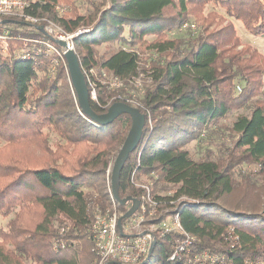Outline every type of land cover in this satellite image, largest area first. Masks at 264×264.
<instances>
[{
  "label": "trees",
  "instance_id": "16d2710c",
  "mask_svg": "<svg viewBox=\"0 0 264 264\" xmlns=\"http://www.w3.org/2000/svg\"><path fill=\"white\" fill-rule=\"evenodd\" d=\"M59 1L36 0L28 11L69 32L90 27L74 39L83 72L99 67L123 82L120 89L98 87L99 100H90L93 110L105 113L132 98L125 87L141 73L150 81L137 102H129L146 115V124L121 171L120 196L141 199L144 190L131 181L135 170L136 179L145 175L154 184L176 187L174 195H155L168 208L157 217L178 212L194 241L184 243L179 231L157 234L153 253L159 252L160 264H189L202 252L217 258L215 264H264V103L255 99L264 86L263 55L251 45L234 50L241 43L231 21L264 38V0H103L74 16L59 15ZM206 3L224 10L225 26L169 38L188 21L190 4ZM173 8L179 11L170 14ZM13 20L20 22L3 27L45 37L38 25ZM116 41L131 48L98 59L97 46ZM143 45L156 55L148 69L137 50ZM51 58L0 60V151L37 144L45 152L41 165L5 162L0 153V216L8 219L0 227V264H97L92 218L112 205L100 179L132 125L127 113L106 125L92 120L79 106L68 69L61 64L53 73ZM240 108L247 112L222 125ZM50 130L66 144L53 148ZM223 131L230 137L227 146L215 143ZM120 208L126 211V205ZM29 209H35L31 226L23 222ZM178 244L183 250L168 261Z\"/></svg>",
  "mask_w": 264,
  "mask_h": 264
},
{
  "label": "built area",
  "instance_id": "2783aa9c",
  "mask_svg": "<svg viewBox=\"0 0 264 264\" xmlns=\"http://www.w3.org/2000/svg\"><path fill=\"white\" fill-rule=\"evenodd\" d=\"M35 1L0 0V60L5 56L22 60H36L39 56L45 54L52 57L50 70L55 73L62 63L67 66L65 58L67 48L61 47L58 41H66L68 47L75 50V37L90 29L78 28L74 32H69L54 19L30 13L28 9ZM5 19H19L31 25H38L47 32V35L44 34L45 37L22 36L3 27L2 22ZM187 25V23H184L183 26ZM17 40H22V46L14 48L15 44L12 47V42ZM84 73L88 82L90 100L98 101L99 85L86 71ZM102 75L101 86L112 90L123 86L122 80L110 71L102 69ZM115 98L116 96L111 101ZM117 98H121V96L118 95ZM132 99L128 98L126 103H135ZM131 181L135 186L142 188L144 193L137 211L122 221V231H120L118 223L123 213L116 210V208L115 211L103 212L97 210L94 212L91 223V238L98 258L97 264H146L149 260L146 261V258L151 244L153 241L156 242L157 234L164 235L171 231H179L185 235L184 243L192 244L194 241V238L183 228L178 212L158 220L157 216L162 213L159 208L163 201L152 193V185L136 182V170L131 175ZM110 199L114 205L118 203L113 198L112 192ZM183 248V244L176 245L168 261L175 260ZM216 260L217 258L212 254L202 252L195 254L193 258L189 259L188 263L215 264Z\"/></svg>",
  "mask_w": 264,
  "mask_h": 264
},
{
  "label": "rangeland",
  "instance_id": "374dc122",
  "mask_svg": "<svg viewBox=\"0 0 264 264\" xmlns=\"http://www.w3.org/2000/svg\"><path fill=\"white\" fill-rule=\"evenodd\" d=\"M102 1L103 0H60L56 6V10L61 16L63 15L74 16L76 14L86 15L89 12L94 10V6L97 5V3L101 4ZM189 7L190 8H189V13H188V21L185 22L188 25L181 26L179 29L172 31L169 35V38H184L188 36V33L190 30L197 34L198 32L202 30L206 33L210 31H216L222 28L223 26H225L227 23V20H224L226 17L224 10H222L220 7L215 6V4L213 3H206L200 6L199 5L197 6L195 4H190ZM178 11H179L178 8H173L169 10V13L174 14ZM231 21L233 22V25L236 28L237 36L240 38L239 41L241 43L237 47H233L234 50L244 52L246 51L247 45H251L252 47L256 48L262 53L263 55L262 62L264 64V38L255 37L254 35L250 34L248 31H246L245 28L240 24V22L236 20H231ZM80 28L90 29V27H85V26H81ZM148 39H151V38H148ZM17 44L14 46V48H20L22 46L21 42ZM146 46L147 45L138 47L137 50L140 53L141 65L148 69L151 63L150 60L154 59L156 55L153 52H151V50L148 49ZM121 48L130 49L131 46L128 44L121 43L120 41H116L112 43H104L100 46H97L96 48L97 57L99 59ZM65 67L66 69H68L67 66ZM102 69L103 68H99V67H93L92 69H85V71L89 74V76L98 83L99 88L102 87L100 84V81L103 78ZM148 82H150L148 77L144 73H141L140 76L137 77V79H135L131 83L130 86L127 85V87H125L124 92H126L127 94L129 93V95H131V97L133 98L132 100L134 102H137L135 99H139L141 97L145 84H147ZM240 88H242L241 85L238 88V90H240ZM261 89H262V92L258 94V96H256L255 99L258 100L259 102L264 103V86ZM78 110L80 111L79 108ZM246 112L247 110H245L244 108H240V109L232 111L228 115V117L225 119V122L222 125H225V127H229L240 113H246ZM49 135H50L49 143L53 148L56 147L57 143L66 144V142L62 140L61 137L56 132L50 130ZM215 143L216 144L223 143L224 145L227 146L230 143V137L228 133L224 132L220 134L218 139H216ZM3 145L4 144L0 141V148H2ZM5 148L6 149L0 151V153H2L1 155L2 158H4L3 161L5 162H16V163L23 164V165H41L45 163V160L43 159L45 152L37 144L35 145L26 144L25 146L12 145V146L5 147ZM191 151L196 158L200 157L201 152L199 149L192 146ZM117 153H115V156L112 157V161L108 165V168L103 177V180L100 179V182L104 183L110 195H111V170L114 164V160L117 156ZM136 182L138 184L143 183V184L152 185V190H153L152 193L154 195L156 194L161 195V196L174 195V192L176 189L175 186L166 184L163 181H159L154 184L153 180H149L148 177L145 175H142L141 177L137 178ZM84 189L85 191L90 192V193L94 192V190L89 187H85ZM260 190H261L260 191L261 195H264V188H261ZM162 201L163 202L160 208H162L161 209L162 211H167L168 208H165L166 202L163 199ZM110 202H111V199H110ZM111 204H112L111 209L109 210L115 211L114 209L116 208V210H118L119 212L123 214L126 212V211H122L119 203H116V205H114L111 202ZM130 206H131V203H128L126 205V210ZM34 210L33 209L30 210V212L27 211L24 215L23 222H25L27 226L32 225V218L30 219L29 213H31V211L33 212ZM7 223H8V219L0 216V227L6 228ZM160 263H161V256L159 252L156 250L154 251L151 259L149 260L147 264H160Z\"/></svg>",
  "mask_w": 264,
  "mask_h": 264
},
{
  "label": "water",
  "instance_id": "95a60500",
  "mask_svg": "<svg viewBox=\"0 0 264 264\" xmlns=\"http://www.w3.org/2000/svg\"><path fill=\"white\" fill-rule=\"evenodd\" d=\"M20 22L13 19H5L3 20V24L7 23H15ZM42 32L47 35V32L41 28ZM58 43L67 48L65 53V58L67 61L68 72L74 87L75 92L78 96V102L80 108L95 122L106 125L112 123L120 114L127 113L131 116L132 125L129 130V133L121 146L111 170V192L113 198L120 205H127L131 203V206L126 210L124 214L119 218V228L122 231V221L126 218H129L133 213H135L140 205V199L133 196H120V176L121 171L129 158L130 154L137 147L144 131V127L146 124V115L137 107L126 103L124 101H117L110 105L108 110L105 113H97L91 107L90 95H89V87L86 81L85 74L82 70V65L80 62V58L77 52L74 49H70L68 47V43L66 41H58ZM155 241L151 244L149 254L146 258V261L150 258L153 253L155 247Z\"/></svg>",
  "mask_w": 264,
  "mask_h": 264
},
{
  "label": "bare ground",
  "instance_id": "6f19581e",
  "mask_svg": "<svg viewBox=\"0 0 264 264\" xmlns=\"http://www.w3.org/2000/svg\"><path fill=\"white\" fill-rule=\"evenodd\" d=\"M94 251V250H93Z\"/></svg>",
  "mask_w": 264,
  "mask_h": 264
}]
</instances>
